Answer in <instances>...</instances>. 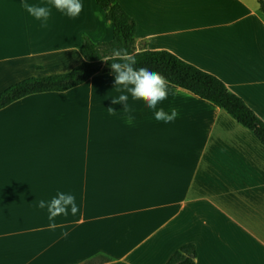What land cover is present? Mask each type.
<instances>
[{"label":"crops","instance_id":"0c3cea01","mask_svg":"<svg viewBox=\"0 0 264 264\" xmlns=\"http://www.w3.org/2000/svg\"><path fill=\"white\" fill-rule=\"evenodd\" d=\"M116 1L136 21L137 50H169L216 75L264 120L260 0ZM80 2L73 19L49 0H0V92L81 65L84 35L112 39L96 1ZM25 3L51 8L46 26ZM168 85L157 109L178 111L169 123L130 94L129 123L112 103L122 86L111 69L0 109V264H166L189 243L196 264H264V145L223 108ZM58 192L79 211L52 230L37 205Z\"/></svg>","mask_w":264,"mask_h":264},{"label":"trees","instance_id":"16d2710c","mask_svg":"<svg viewBox=\"0 0 264 264\" xmlns=\"http://www.w3.org/2000/svg\"><path fill=\"white\" fill-rule=\"evenodd\" d=\"M102 8L105 17L114 26L113 37L109 41L94 42L84 35L79 46L85 61L65 74L46 77H29L16 82L0 92V109L25 96L49 92L65 91L86 82L99 72L110 71L114 49H123L135 56V67L148 68L159 72L168 83L189 90L195 95L206 99L226 110L236 121L252 130L264 145V120L238 94L216 75L187 62L169 50H137L136 21L116 0H95ZM260 10L264 15V0L259 1ZM109 58L110 61H104ZM197 251L192 243L180 247L166 264H196ZM107 262V261H105ZM101 264L90 259L83 264ZM109 264H127L114 262Z\"/></svg>","mask_w":264,"mask_h":264},{"label":"clouds","instance_id":"9594fccd","mask_svg":"<svg viewBox=\"0 0 264 264\" xmlns=\"http://www.w3.org/2000/svg\"><path fill=\"white\" fill-rule=\"evenodd\" d=\"M49 4L54 6L60 12L66 14L69 18H76L83 9L80 0H49ZM24 9L35 19L42 21V26H46L48 18L51 14L49 6H39L35 4L25 3ZM103 19V17H101ZM112 60L121 62H111V71L115 73V85L122 87L117 88L120 93L117 97H113L112 103H123V111L127 114L126 119L129 123L134 117L131 115L132 109L127 101L129 94L134 101L142 100L148 109L154 110V116L157 121L163 120L165 123L173 121L178 116V111L173 108L170 113L163 108L157 109V105L167 99L170 86L166 78L159 72H154L145 67L136 68L135 56L128 54L123 49H114ZM104 61H110L109 58H103ZM110 115H115L116 110L108 107ZM40 209L47 208L49 228L55 230L57 224L55 218L60 215L67 216L69 209L72 215H75L79 209L75 202V196L64 192H58L50 201L40 200L37 205ZM64 237L68 236V232L62 233Z\"/></svg>","mask_w":264,"mask_h":264}]
</instances>
